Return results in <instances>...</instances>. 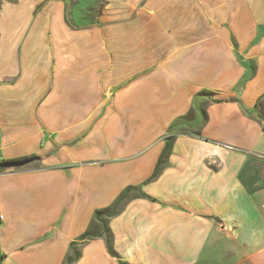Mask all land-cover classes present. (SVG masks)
<instances>
[{
	"label": "crops",
	"instance_id": "crops-1",
	"mask_svg": "<svg viewBox=\"0 0 264 264\" xmlns=\"http://www.w3.org/2000/svg\"><path fill=\"white\" fill-rule=\"evenodd\" d=\"M106 2L91 25L0 5V164L35 158L0 168V264H63L127 187L123 263L264 264V0Z\"/></svg>",
	"mask_w": 264,
	"mask_h": 264
},
{
	"label": "trees",
	"instance_id": "trees-1",
	"mask_svg": "<svg viewBox=\"0 0 264 264\" xmlns=\"http://www.w3.org/2000/svg\"><path fill=\"white\" fill-rule=\"evenodd\" d=\"M263 129H264V126H263ZM172 138H173L172 136H169L166 138L165 146H164V148L160 154L159 160H158L157 165L153 171V174H152L151 178H149L150 180L155 178L158 175V173L160 172V166L162 165V163H164L166 157L169 155L171 145H172ZM28 159L33 161L35 158L24 157V158L17 159L15 161L28 160ZM133 189H136V188L135 187H127L125 189V192L118 197L117 203L115 204V206L118 205L122 201H127L129 198L128 194ZM137 190H139V189H137ZM115 206L113 205L112 208L108 207V208H104V209L95 211V213L93 215V222H92L91 229L86 231L83 235H81V237L79 239V240H81V242H78V246H77L76 242H72L70 244L69 250L66 254V257L63 261V264H74L80 255L79 249H80L81 243H85L86 241L94 239L95 237H102L105 240L106 248H107L109 255L112 257H115L118 260L119 264H125L119 260L117 253L114 251V249L112 247V236L110 235V232H109V230L107 228V224H106L107 219L110 216L115 215L118 212V210H116ZM95 222H97V224L99 225V228L98 227L94 228ZM94 229H98V232L94 231Z\"/></svg>",
	"mask_w": 264,
	"mask_h": 264
},
{
	"label": "rangeland",
	"instance_id": "rangeland-1",
	"mask_svg": "<svg viewBox=\"0 0 264 264\" xmlns=\"http://www.w3.org/2000/svg\"><path fill=\"white\" fill-rule=\"evenodd\" d=\"M65 1V14L70 24L75 25H91L95 23L97 15L103 14V10L107 6L106 0H64ZM4 3L17 4V0H0V5ZM47 5L46 1L41 2L36 9ZM214 80V79H213ZM212 81V80H210ZM216 84V83H215ZM99 228V225L96 224ZM98 232V229L94 231Z\"/></svg>",
	"mask_w": 264,
	"mask_h": 264
},
{
	"label": "water",
	"instance_id": "water-1",
	"mask_svg": "<svg viewBox=\"0 0 264 264\" xmlns=\"http://www.w3.org/2000/svg\"><path fill=\"white\" fill-rule=\"evenodd\" d=\"M31 160L7 161L0 164V168H19L30 163Z\"/></svg>",
	"mask_w": 264,
	"mask_h": 264
},
{
	"label": "built area",
	"instance_id": "built-area-1",
	"mask_svg": "<svg viewBox=\"0 0 264 264\" xmlns=\"http://www.w3.org/2000/svg\"><path fill=\"white\" fill-rule=\"evenodd\" d=\"M263 207H264V205H263ZM3 218V216L2 215H0V219H2Z\"/></svg>",
	"mask_w": 264,
	"mask_h": 264
}]
</instances>
